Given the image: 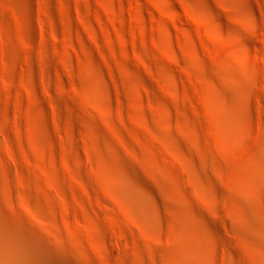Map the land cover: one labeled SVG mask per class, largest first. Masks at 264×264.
<instances>
[{
  "label": "rangeland",
  "instance_id": "rangeland-1",
  "mask_svg": "<svg viewBox=\"0 0 264 264\" xmlns=\"http://www.w3.org/2000/svg\"><path fill=\"white\" fill-rule=\"evenodd\" d=\"M7 128L18 131L11 136L18 147H30L25 153L20 147L11 151L14 157L34 163L41 176L51 165L69 178L71 200L78 202L73 201V212L60 206V219L69 216L73 235L87 229L83 248L73 242L78 264H127L134 244L122 232L124 210L103 196L101 131L109 137L120 129L127 133L130 145L119 149L130 152L128 159L138 161L146 178L161 174L180 201L197 198L178 187L181 161L161 131L167 137L180 131L176 136L205 160L206 148L218 151L211 167L224 191L255 186L247 174L257 171L259 159L264 171V0H0V133ZM27 166L23 172L34 176ZM261 185L263 192L254 200L263 211L264 179ZM213 193L212 200L219 199ZM206 204L222 225L231 209L239 212L230 202L218 209L214 201ZM110 208L117 211L116 222ZM256 215L264 219L262 212ZM226 232L254 263L255 252L240 240V231ZM150 237L165 244L169 231L158 226Z\"/></svg>",
  "mask_w": 264,
  "mask_h": 264
},
{
  "label": "bare ground",
  "instance_id": "bare-ground-1",
  "mask_svg": "<svg viewBox=\"0 0 264 264\" xmlns=\"http://www.w3.org/2000/svg\"><path fill=\"white\" fill-rule=\"evenodd\" d=\"M98 84L101 85L99 81ZM87 87V91L90 95L96 94L95 89L90 88L89 86ZM150 112L151 111H149V113ZM89 114L91 115V113ZM94 117H96V114ZM113 118H115V121L116 116ZM96 119L99 120V118ZM9 124L11 125L12 123ZM121 125L122 124H120L119 127ZM122 127L121 129H123ZM9 129L11 130V128ZM121 129V132L115 129L116 134L114 135L115 137L116 135L118 137V140H116L115 142L119 141L117 143L114 142L116 138H114V140L111 139V137L114 136L113 133L112 136L109 134V137L105 134V132L103 134L101 131L98 139V152L101 157L99 167L100 175L103 178V196L109 197V201L112 200V202H116L117 205H114V207L116 206L115 208H117L118 206L119 208L121 207L122 210H124L123 212H125L126 214L128 223L125 220L126 218H119L122 223L120 224L123 227L122 232L127 235L134 244L133 249H131L132 254L129 256L126 255L127 261L124 262V260V263L151 264L150 262L152 261L154 262V264H251L246 257L245 250L243 252V247H241L239 240L232 237L230 234H227L226 232L227 230H233L240 231V240L244 244H247L252 249V251L255 252L253 258H251V260L253 259L254 262L252 264H264V219H255L257 211L262 212V214L264 215V210L262 211L260 208H256L258 200H254V196H259L263 192L261 182L264 179V171L263 163L260 159L258 161V165L256 166L257 171L251 174H247L249 179L252 180L254 184H256L255 186L249 187L246 184H242L240 188L236 186H231L230 188H228L226 186L227 189L225 188L226 191H224L223 188L225 186H222L223 181L221 182V178L218 177L219 174L216 175V173L212 169L213 167H211V163L213 164V161L218 159V151L216 152L212 147L206 148L207 150H209L206 154L207 160H205L201 156L202 154H200L199 156L193 151L194 148H191L193 144H184L185 142L183 141V143L181 138L176 136V132L180 131H176L175 135H171L168 137L164 134L165 132L163 133L161 131V133H159L160 137L167 139L168 143L172 146L174 151H176L177 158L181 161L182 173L181 175H179L178 179V187L180 189L197 198L196 200H200L202 204H205V202L214 201V209L220 208V206H223L224 204H226V202H230V204L232 203L233 206L239 209V212H235L233 209H231L228 214L225 213V215L227 214L225 218H228V221L227 219H225L222 225V223H219L220 220H218L220 219V216L213 214L212 208L210 207L212 203L208 204L209 207H206L207 204L202 205L200 201L197 202L189 196L188 201H180L169 192L171 190L168 191V188L165 185L163 176L161 174H156L155 178H146L145 175H143V173L140 171L138 161L137 164L134 160L131 161L130 159H128L129 157H127V155L130 152L127 149L125 150V152L128 151L126 153H123L121 151L122 149L124 150L125 147H128L130 145L124 137L127 133L123 135L124 132L122 133V131L124 129ZM176 129L177 128H175V130ZM12 131H8L7 128L5 134L0 133V264H78L77 261L79 258L76 259L77 257L75 256V253L73 251V242H75L80 248H83L82 244H84V242L81 236L87 229L83 231V234H80V236L77 232H74L75 235H73L74 226L72 227V224H70L69 216H67L66 218V216L64 215L66 218L63 219L64 221L60 219V215L62 216L60 208L63 206L67 209V211H69L74 208L73 201H77L71 200L72 197L70 196L73 192L70 189L71 185H69L70 182H68L69 178L67 179V176L65 174L57 172L60 170L56 171L53 167H51V165L49 166L50 168L46 166V168L44 169V175L41 176L39 175L40 169L38 170L34 163H30L29 165L28 161H26V158H23L26 157V155L23 156V153H21L22 159H24L22 161L23 163L18 158L14 157L15 155L11 151H16L22 144H20L18 147L17 143L11 139V136L13 135V132L15 130L13 132ZM172 131L174 130L172 129ZM106 132L108 133V131ZM19 134L17 135V138L20 139L21 137H19ZM26 144L27 143H25V147H20V149H22L21 151H30V147H26ZM118 146L124 148L120 147V150ZM8 150L13 154L12 156L11 154L9 155ZM133 156L134 155L132 154L131 157ZM200 157H202L203 160L200 159ZM24 162L26 164H24ZM51 162L53 165L54 162ZM27 164L29 166H27ZM25 165L34 176H30V172L28 174L23 172V167ZM66 165L67 164H65V167H68ZM66 169L68 170V168ZM71 182L74 181L71 180ZM186 184H188V188ZM99 188L100 187H98V189ZM177 189L175 188L173 190ZM214 190L216 194L219 195V199L217 200H212ZM222 190L224 191L223 193ZM75 192H78V190ZM95 192L94 194H96ZM86 193H88V191ZM80 197L83 196L80 195ZM103 200H106L105 197L103 198ZM85 201L86 200H84V202ZM112 205L109 204V206ZM87 206L88 202L86 207ZM89 208L91 209V207ZM115 211L111 210L110 212H113L114 214ZM115 213L117 214V211ZM116 214H114V217L110 216L114 218V222H116L118 219H116ZM104 219L102 220L103 222ZM225 221L228 222V229H224L223 227L226 224H224ZM76 223H79L78 218ZM107 224L108 223H106V225ZM158 226H164V228L169 231L168 240L167 237H164L167 240L165 244H160V242L159 244H155L156 242H153L155 237L153 239L150 237L151 233L153 234L155 228ZM141 229L145 233V236L140 235L142 231L139 230ZM114 231L115 230H113V232ZM86 236H88L87 233ZM93 236L89 235L91 239ZM108 239L113 245L117 246L119 244L118 241L113 237V235L108 236ZM121 242L123 241L121 240ZM90 243L87 244L90 245ZM92 244L90 245V247L92 246ZM122 244H125V242H123ZM129 245L132 247L131 243ZM80 251L81 250H79V252ZM118 252L116 254H118ZM96 254H98V252H96ZM90 256L93 257V255ZM94 256L96 255L94 254ZM112 258L110 257L109 259ZM149 258L151 259V261L149 260ZM94 260L96 262L97 259ZM120 260L121 259H119V262ZM113 261L116 262L117 260Z\"/></svg>",
  "mask_w": 264,
  "mask_h": 264
}]
</instances>
